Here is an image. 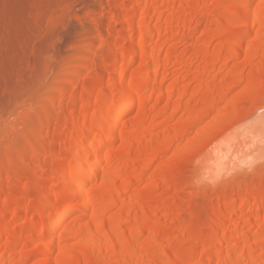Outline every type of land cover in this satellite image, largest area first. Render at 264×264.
I'll return each instance as SVG.
<instances>
[{
	"label": "rangeland",
	"instance_id": "obj_1",
	"mask_svg": "<svg viewBox=\"0 0 264 264\" xmlns=\"http://www.w3.org/2000/svg\"><path fill=\"white\" fill-rule=\"evenodd\" d=\"M163 1H158L157 9L156 5L152 7L150 13L154 15H150L149 20L154 30L158 21L160 23L163 20L160 23L162 26L159 24V29L164 30L163 36L160 34L159 37L160 32H155L152 41L147 42V47L150 54L157 53L160 56L154 61L152 70L158 69L157 79L164 78V84L160 92L159 87L155 88L157 92H153L154 88L146 89V82L145 86L141 82L140 89L145 87L142 89L146 91L145 94L151 90L152 95H149L152 97L143 93V97L148 100L141 104L134 103L126 110L119 128V138L111 139L107 143L109 145H105V152L108 153L106 160L100 162L99 156L93 158L92 163L96 165L97 162L103 170L106 166L108 170L112 169V173H116L113 176L116 181L108 186L103 175H96L91 184L93 187L89 186L95 192L89 201L90 206L82 208L79 206L80 201L67 197V191H64L66 195L63 194L67 199L62 197L59 206L54 209L43 210L41 203L54 202L62 188L60 183H64V176L56 177L58 170L63 166L66 170L64 174H67L68 166L72 163L69 160L73 157V152L69 150V131L83 123L80 117H84V113L87 116L95 113L98 105L94 97L98 89L103 86V92L108 91L118 80L128 41L126 37L129 35L126 32H129V26L123 20L127 18L124 16H127L125 13L130 1L117 0L110 4L108 0L93 1V7L89 8L84 18L71 21V29L76 33L71 43L63 47L62 57H57L54 52L47 55L39 92L20 98L3 117L0 113V219H3L0 224V264H49L62 251L68 253L71 249L74 251L71 253L73 256L68 253L60 264H225V256L236 260V264H264V56L250 60L248 50L250 45L264 44V30L249 33L238 20L222 22L221 27L215 24L219 17H236L239 14L236 2L239 0H208L205 5L201 3L203 6L199 5L201 0ZM252 2L251 9L258 4L264 13V0ZM79 6L81 4H77L75 9ZM140 6L136 7L134 17L132 15L136 25L144 13V7L142 9ZM77 9L82 11L81 8ZM156 29L159 31L158 27ZM136 33V60L131 67L129 79L136 74L141 77L142 73L144 78L145 67V77L151 79L147 68L149 60L141 53V47H138L141 46L139 31ZM116 43L118 45L114 51ZM235 44L240 49L232 54L229 48ZM241 75L245 78L240 81L238 76ZM154 76L153 79L156 78ZM86 84L88 88L83 90ZM173 86L176 91L172 89ZM249 87L252 90L248 91ZM167 89L175 93L166 94ZM72 93L77 95L74 100L70 98ZM107 93H103V97ZM223 94L229 95L227 97L232 100L235 97L237 102L240 98L238 104L229 105L228 112L222 111L227 110L224 103L229 101L227 98L225 102L224 96L220 99ZM158 97L160 99L157 102ZM209 97L213 98L211 102L215 106L220 104L223 108L220 107V111L218 107L215 108L202 124L190 130L192 132L188 129L189 134L186 131L184 137L178 135L177 131L183 122L204 111L203 104L210 101ZM88 102L90 104L85 106ZM172 102L177 103L179 112ZM104 103L102 101L98 104L103 106ZM184 105H189V108L185 110ZM80 109L84 112L82 116L67 125L65 121L71 113ZM138 110H142L140 114ZM193 110L197 112L193 114ZM221 111L222 114L218 113ZM219 117L222 118L221 125L216 126L213 121ZM210 130L213 135L208 133ZM106 131L108 127L96 134L97 144ZM195 133H205L206 136L198 140L199 134L196 137ZM124 135L128 136V141H135L133 150L126 151L127 154L124 151ZM154 137L158 138L157 142ZM172 140L176 148L181 145L179 151H183L195 140L198 147H194V152L182 155L175 147L174 150L172 146L166 148ZM186 141L188 145L184 148ZM82 156L85 157V154ZM175 156L176 159L181 156L176 165L166 174H158V166L174 161ZM144 159L152 160L153 164H144ZM140 160H144L143 163ZM137 162L139 164L134 165ZM127 180L130 189L123 191L122 187ZM98 194L109 197L104 196L106 199L103 200L99 198L100 195L96 196ZM136 195L138 200H135ZM110 196L111 201L113 197L115 202L118 201L116 205L114 201V205L105 202L109 201ZM231 197L236 198L235 204L226 210L223 206ZM129 204L134 206L131 212L127 211ZM143 206L147 209L149 207L148 214L143 213ZM67 207L70 213L61 227L48 233L55 217ZM25 208L29 211L24 212ZM144 214H147L150 221L147 224L142 221ZM42 215H47L46 221H41ZM98 218L104 225L95 230V236L109 231L120 221L122 225L118 226L124 235L132 229L135 238L143 233V241L132 244L131 253H114L109 246L120 233L114 231L100 244L98 240H92L94 243L90 241L94 245L91 248L85 237L71 236L65 231L95 219L96 222ZM229 219L235 223H232L227 238L220 244L213 233H221ZM140 225L145 226L141 228ZM138 227H147V230L141 232ZM150 233L157 237L148 238ZM240 233L244 235V243H238ZM52 239L61 241L60 247H56L51 254L39 248ZM9 240L12 249L7 244ZM95 243L100 246L102 244V248ZM214 250L219 251L221 258L209 261V254ZM141 255L143 258L136 257Z\"/></svg>",
	"mask_w": 264,
	"mask_h": 264
},
{
	"label": "bare ground",
	"instance_id": "obj_2",
	"mask_svg": "<svg viewBox=\"0 0 264 264\" xmlns=\"http://www.w3.org/2000/svg\"><path fill=\"white\" fill-rule=\"evenodd\" d=\"M93 1H96V0H0V113H1L2 117L4 116V113L8 109H10L12 107V105L16 101H18L20 98H22L23 96H25L27 94H29V96H30V93H34V95H35L36 93L39 92L44 67L47 64V59H46L47 55H49L51 52H54V54L57 57H60V56L62 57L63 47L65 46V44L71 43V41L74 38L75 33H76L75 30H74V32H75L74 33L71 29V24H72L71 21H73V20L80 21V19L83 16H86V14L89 13V10H90L89 8L93 7L92 6ZM116 1L117 0H108V3L109 2L115 3ZM129 1H130V4H129V6L126 10V13H125L127 16H124V18L125 17H127V18H126V20L125 19L123 20L129 26V28H127L129 30V32L126 31L129 35L128 36L125 35V36H127L126 39L128 38V41H127V44H126V47H125V50L123 53V59H122L123 63L120 67L121 70L119 71L118 80L114 84V86L111 87V89L110 88L108 89L109 92L108 91L103 92V89H104L103 86L98 89V91L94 97V100H95L94 102L98 105L97 106L98 108H95V110H94L95 113L93 112V114H91L90 116H87V114L82 112V110L80 109L81 111L77 110V111H74L73 113H71V115L65 121V123L67 125H69L77 117L82 116V114L84 113L83 114L84 117H80V118H82L83 123L80 124V126L76 127L75 129H71L69 131L70 132V138H69V141H70L69 142L70 143L69 148L70 149L69 150H70V153L73 152L72 153L73 157L71 156L70 157L71 159L69 158L70 162L72 161V163L69 165V162H68V165H69L68 166V172H67V174H64V171H66V170H64V167L62 166V168L60 170H58L59 175L58 174L56 175V177L58 176V178L61 175H62V177L64 176L62 178L64 180V183H63V181H62L63 184L60 183L62 186L61 191H59L58 195L55 196L54 202L52 201V204L41 203L42 204L41 207L43 210H47L48 208L54 209L55 207L59 206L58 205L59 200H61L62 197H65L64 195H66L65 194L66 191L69 192V196H67L69 199L71 198L77 202L80 201L81 203L80 202H79L80 204L78 203L79 206H81L82 208H87V206H90L89 201L95 196V192L89 186H92L91 184L93 183L95 176L96 175L98 176V174L103 175L102 178L108 186H112L114 184V182L116 180L113 179L114 178L113 176H114V174L116 175V173H114V172L112 173L113 170L110 169L111 173L113 174V175H111L110 170L107 169V166L105 167L106 169L103 170V167L101 165H97V162H96V165H95V163L93 164L92 160L95 156L96 157L99 156L98 158H100V160H99L100 162L106 160V158L108 157V153L105 152L106 151L105 145L111 139L116 140L117 138H119V135L121 134L119 128H121L120 126H121L122 119L125 115L126 110L129 109V107L131 108V106H133L134 103L138 102L139 104H141L140 102L146 101L147 98L143 97V95L145 94L146 91H144V90L142 91V89H144L145 87L142 88L143 87L142 86L140 89L141 82L143 83V85L146 82V84H145L146 89L154 88L153 92L154 91L157 92V90H155L156 87L157 88L159 87L158 88V91H159V89H161L163 84H164V81H165L164 78H162V79L160 78L161 80L157 79L156 75L158 73V69L152 70V65H153V63H155L154 61H157L159 59L158 57H160V56H158L157 53L155 54L156 51L154 52L155 55L150 54L148 51L149 48L147 47L148 46L147 42L152 41L155 32H160L159 34L157 33L159 37H160V34L164 33L163 32L164 30L161 31L159 29V24L163 20H161L160 23H159V21L157 23L158 26H156V28L158 27L159 31H157L156 28L154 30V28L151 27V25H149L150 24L149 20H151L150 19L151 9L153 6L155 7V5H156V9H157V5H158L159 0H153V1L152 0H140V1L129 0ZM151 1H152V4H151ZM252 1L253 0H239L238 2H236V3H238L237 6L239 9L238 10L239 14L236 17H234V16L233 17L232 16H223L221 18L219 17V19L215 22V24L217 26L221 27L220 25L222 22H229V21H233V20H238L241 22L242 27L244 26L245 27L244 29H246L249 33L254 32V30H257V31L264 30V13H262L260 11V7H259L260 5H258V4H256L254 9H251L250 5H252L251 4V3H253ZM162 2H164V1L162 0ZM162 2H160L159 4L161 5ZM207 2H208V0H201L200 3L199 2L198 3H199V5H201V3L203 5H205ZM77 4L78 5L81 4V6H79L77 8H81L82 11H78L79 9H77V8H76L77 10L75 9V6H77ZM138 5L139 6L141 5L142 9L144 7V13H142V15H141V20L139 21L140 23H138V25H136V23L134 22L135 18H133L134 17L133 13L135 14V10H136V7ZM196 5H198V4H196ZM203 5H201V6H203ZM162 7H163V5H162ZM153 10H154V8H153ZM118 15H119V13H118ZM132 15H133V17H132ZM153 15H151V16H153ZM156 16H157V14H156ZM119 18H120V16H119ZM156 18H158V17H156ZM115 20L118 21L117 18H115ZM197 22H198V20H197ZM169 23H171V21H169ZM84 25L86 26V24H84ZM136 26H138L139 29ZM161 26H160V28H161ZM84 29H86V28H84ZM152 29L154 32L152 31ZM138 31H139V39H138L139 45L141 44V46H138V47L139 48L141 47L140 48L141 53L147 57L146 58L147 60H149V63L147 64V68L149 69L148 72L150 74L149 73L148 74L151 76V79H153L152 76H154V74H155L156 78L154 76L155 79H153V80H151L150 78L146 79V77H145L146 76L145 74L147 73L146 67L144 69L145 72L143 70V72L145 73L144 78H143V73H142L141 77L139 74H136V75L130 76L131 78L129 79V75L131 74V72H130L131 67H132L134 61L136 60L135 59L136 58L135 51L137 50L136 45H138L137 44L138 42H136V40H135V36H136L135 34H137L136 32H138ZM119 36H118V38H119ZM162 36H163V34H162ZM165 36H166V34H165ZM154 41H156L155 38H154ZM117 43H116V45H114V47H115L114 51L116 50V46L118 45ZM153 47H155V46H153ZM229 49H231L230 53L232 52V54H233L234 52H238V50L240 49V46L235 44V45H232V47H230ZM219 50L221 51V49H219ZM248 50L250 52V54H249L250 60H252L258 56H264V44L263 43H256V44L250 45L248 47ZM150 52L152 53V51H150ZM147 53L150 56L151 55L152 56L148 57ZM218 53H219V51H218ZM56 56H55V58L57 59ZM110 58H112V56ZM113 70H115V69H113ZM112 72L114 73V71H112ZM151 73H153V75H151ZM148 74H147V77H149ZM244 78L245 77H243L242 75L238 76V79L240 81ZM146 80H148V81H146ZM102 83H101V85H102ZM249 83H251V82H249ZM87 84L83 87V90H86L88 88ZM174 86L172 87V89L174 88ZM218 86H220V85H218ZM249 86L252 87V84H249ZM175 88L173 90H175ZM247 89H248V91H250L249 89H251V88L249 87ZM151 90H150V93L152 92ZM169 90H170V87H169ZM219 90H220V88H219ZM140 91H142V92H140ZM167 91H168V89H167ZM248 91L246 93H248ZM105 92L106 93L108 92L107 96L103 97V93L105 94ZM172 92L173 91L171 90V91H168V93H166V94L172 95L173 93H175V92H173V93ZM150 93H148V94L146 93V94L149 95ZM249 94H250V92H249ZM151 95H152V93H151ZM151 95H149V96L152 97ZM169 95H167V96H169ZM224 95L225 94H223L220 97V99ZM243 95H245V94H243ZM210 96H211V94H210ZM212 96H214V93L212 94ZM227 96H229V95H227ZM227 96L223 97L224 98L223 100L225 102L229 99ZM76 97H77L76 93H72L70 98H71V100H74ZM105 97H106V100L104 99L105 100V103H104L103 98H105ZM161 97H164V96H161ZM150 99H152V98H150ZM159 99L160 98L158 97L157 102L159 101ZM211 99H213V98L209 97L210 101L204 102L205 103V104H203L205 106L204 111L201 112L199 110L202 114L198 111L200 113V114L196 113V114H198V116L196 115V117L194 116L193 118H191V120L189 118V120H186L185 122H183L181 128H179L177 131V133L179 132L181 134L178 133V135H180L181 137H184L185 135H187L185 133L188 129H189L188 130L189 132H192L190 130L193 129L198 124H202L206 120V118H208L212 114V112L214 110H216L215 108L218 107L219 111L221 108H223L222 107L223 105H220L219 103H218L219 105L215 106L211 102ZM233 99H235V100H232V98H231V99H229L228 102H226V104L224 103V105H225L224 108H227V110H222V111L228 112L229 111V109H228L229 105L234 106V105L238 104V102L240 100V98H239V100L237 102V99L235 97ZM230 100H232V101H230ZM102 101L104 103L103 104L104 107L102 106V104H100L101 107H99L100 105L98 103H102ZM170 101H172V99ZM170 101H168V102H170ZM173 101H175V98ZM127 102H129V103H127ZM157 102H155V103H157ZM125 103H127V104H125ZM172 103H174V102H172ZM172 103H171V105L173 106ZM89 104L90 103L88 102V103H86L85 106H88ZM174 104H175L174 105L175 109H176V107L178 108L177 103H174ZM180 105L183 106L182 104H180ZM153 106H154V104H153ZM181 106H180V108H182ZM183 108L186 110L189 108V105H184ZM183 108H182V110H183ZM176 110L180 111L179 108ZM139 111L140 110H138V114H140ZM177 111L173 110V112H177ZM222 111L218 112V113L222 114ZM195 112H197V111H195ZM195 112L193 110V114ZM174 114H173V116L176 115V114L175 115ZM193 114H192V116H193ZM192 116L190 115V117H192ZM221 121H222V118L219 117L216 121H213V122H214V125L217 126V124H219V126H220ZM214 125H212V127ZM106 127H108V131H106L107 133L104 134L105 136L103 135L104 136L103 138H101V139L98 138V140L99 139L100 140L98 142L99 144H97L96 143L97 142L96 134L98 132L100 134L101 129L106 128ZM205 128H207V127H205ZM180 129L182 130V132H180L181 131ZM188 131H187V133H188ZM205 132H207V131H205ZM211 132H212L211 130L208 131V133L212 134L213 132L212 133ZM196 134L197 133H195V135ZM204 134H202V133L199 134L198 140H199V137L204 138L206 136V135L204 136ZM197 135H196V137H197ZM207 135H209V134H207ZM125 136L126 135H124V137H123V138H125L123 140H126V147H124V149L125 148L126 149L124 151H125V154H127V152H130L133 150V144H135V141L132 140L134 138H131L132 141H128L129 140L127 138L128 136H126V137ZM180 136H178V137H180ZM129 137H131V136H129ZM154 139H156V142L158 141V138L154 137ZM181 139H183V138H181ZM189 139H190V137L188 138V140ZM205 139H207V138H205ZM175 140H176V137H175ZM178 140H180V138ZM180 141H182V140H180ZM186 142H187V144L184 143V148L186 145H188V141H186ZM95 143L97 145H95ZM123 143H124V141H123ZM197 143L198 142H196V140H195L191 145L189 144V146L187 148L182 149L183 151H179V150H181V147H180L181 145L179 144L180 146H178V144H177L178 148L180 147V149L178 150V148H176V146H173L176 144H174V140H172V141H170L169 144H167L166 148H170L172 146L171 147L172 150H174L173 147H175V150L177 149V152H182L181 153L182 155H183V153L188 155V154L195 151V148L198 147V145L197 146L195 145ZM107 145H109V144H107ZM152 145L154 147H157V145L156 146L154 144H152ZM166 150H168V149H166ZM82 154H85V157L82 156ZM180 157H177V159H176V156H175L174 161L172 160V161H168V162H165L163 164H160L158 166V174L164 175V174H166V172L168 170L170 171V169H172L173 166L176 165V161L181 159ZM144 160H142V161L140 160L141 163H143ZM100 162H98V163L100 164ZM137 164H139V162L135 163L134 165H137ZM144 164L152 165L153 162H152V160L151 161L145 160ZM92 165H93V167H92ZM86 167L88 169L85 171ZM58 181H60V180H58ZM84 186H87V188H85ZM129 189H130V184H129V180H127L125 182V184L123 185L122 190L127 191ZM64 191H65V193H64ZM107 194L111 195V196L114 195V194H109V193H107ZM99 195L100 194H98L96 196L98 197ZM108 195L102 194L99 196V198H104V196L107 197ZM111 196H110L109 201H105V202H107V204L111 203L114 205L115 197H113L112 201H114V202H112ZM137 198H138V195H136L135 200H138ZM65 199H67V198L65 197ZM105 199L106 198H104L103 200H105ZM100 200H102V199H100ZM135 200H134V202L136 203L137 201H135ZM235 200H236V198H234V197L233 198L231 197L230 199L228 198V200H227V202H225L223 208L226 210H229V208L231 209V207H233V205L235 204L234 203ZM241 200H243V199H241ZM34 201H38V200L34 199ZM116 202H118V201H116ZM116 202H115V205L117 204ZM132 204H133V202H132ZM132 204L128 205V207H127L128 212L130 210H132V208L134 207L133 206L134 204L133 205ZM136 204H138V203H136ZM104 206H105V204H104ZM110 206H112V205H110ZM223 208H222V210L224 211ZM148 210H149V207H148V209L146 206L142 207L143 213L148 214V212H149ZM23 211L28 212L29 210L25 208ZM241 211L242 210H240V212ZM69 213H70L69 208L64 210L61 214L59 213L58 216L55 217V221H54L52 227H50L47 232L50 233V232L55 231V229H59L62 225V222L66 219V217L69 215ZM147 214H144V216L142 218L143 223H146V224L148 222H150L147 219V216H146ZM220 214H218V215H220ZM235 214L232 218L235 217ZM46 219H47V215L41 216V221H46ZM230 219L227 221V223L224 225V227H222L223 229H221V233L220 232L218 234L213 233L217 237L216 240L220 244H221V242H224L223 239L226 237L232 223H235V222H233L235 220V218L233 219V221ZM250 220H252V219H250ZM94 221L92 220V222H89L86 225L83 224V225H80L77 227L74 226L72 228H67L65 231H67V233L71 236L73 235V236L79 237V235H80V237L81 236L85 237L84 239L88 240L87 244H89L88 246H91V248L94 245L91 244L90 241L98 240L99 244H100L101 241L107 240L109 237V234L113 233L114 231H115V233L116 232L120 233V234H118L120 236H118V238H116L115 242L109 246L114 251V253L115 252L116 253H122V252H126V251H127V253H129V252L131 253V249H132L131 245L132 244H139L143 241V238H144L143 233L142 234L140 233L139 236L137 235L138 238H135V235H134V232L132 231V229L130 230V233L128 232L127 234L124 235L121 228L118 226L121 224V223L119 224L120 221L118 223H116L115 225H113L110 230L107 229L109 231H105L104 233L100 232L99 235L95 236V234H97V233H94V232H96L95 230H97L100 226L103 227L102 225H104V224H102L103 222H102V220H99V218L97 219L96 222H94ZM2 222H3V219H0V224ZM141 226L144 227L145 225L144 226L140 225V227ZM141 228H139V229H141ZM145 228L141 229L142 231L141 230L140 231L143 232V231L147 230V227H145ZM100 230H101V228H100ZM151 234L152 233L148 234L149 235L148 238H150V237L156 238L157 237L156 234H155L156 236L151 235ZM212 237H214V236L212 235ZM10 240L8 241L9 243H7V244H9L8 246L10 247V249H12L11 248L12 242ZM244 240L245 239H244L243 233L242 234L240 233L238 243L239 242L244 243L245 242ZM59 241H61V240H59ZM59 241L57 242V241H55V239H52L49 242L43 244L39 248L43 251L50 252L49 254H51V252L54 251V249L56 247H60ZM92 243H94V241H92ZM97 244L95 243L96 246H97ZM101 246H103V245L101 244ZM101 246L99 245V247H101ZM217 246H218V244H217ZM159 247L162 248L163 244ZM61 248H63V247L61 246ZM262 248H264V247H262ZM66 249H67V247H66ZM59 250H60V248H59ZM216 250H218V249H216ZM216 250H214L215 252H210L211 254H209V258H208L209 261H213V260L221 258V255L218 253L219 251L216 252ZM9 251L11 252V250H9ZM60 252H61V250H60ZM73 252L74 251H72V249H71V252L70 251L68 252L69 256L71 253L73 254ZM68 253L62 251L59 254V256L49 264H60L62 261H64L65 258H67ZM138 254H140V253H138ZM132 255L134 256L136 254L133 253ZM142 255L144 256V254H142ZM133 256H131V257H133ZM141 256H136V257L143 258V256L142 257ZM228 257H230V256H228ZM225 258H226L225 260L222 259L223 261H225V264H236V260H234L233 258H227V256H225ZM140 261H141V259H140ZM139 263L142 264L141 262H139ZM139 263H137V264H139ZM19 264H23V263L21 262Z\"/></svg>",
	"mask_w": 264,
	"mask_h": 264
}]
</instances>
